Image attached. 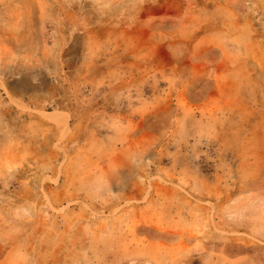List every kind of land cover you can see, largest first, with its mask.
I'll use <instances>...</instances> for the list:
<instances>
[{"label":"rangeland","instance_id":"obj_1","mask_svg":"<svg viewBox=\"0 0 264 264\" xmlns=\"http://www.w3.org/2000/svg\"><path fill=\"white\" fill-rule=\"evenodd\" d=\"M0 264H264V0H0Z\"/></svg>","mask_w":264,"mask_h":264}]
</instances>
